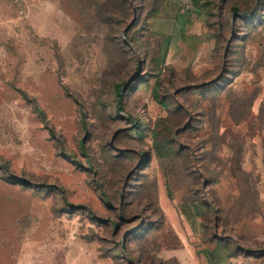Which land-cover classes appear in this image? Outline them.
<instances>
[{
	"label": "rangeland",
	"instance_id": "rangeland-1",
	"mask_svg": "<svg viewBox=\"0 0 264 264\" xmlns=\"http://www.w3.org/2000/svg\"><path fill=\"white\" fill-rule=\"evenodd\" d=\"M201 1L215 49L163 0H0V264H264V0Z\"/></svg>",
	"mask_w": 264,
	"mask_h": 264
},
{
	"label": "crops",
	"instance_id": "crops-1",
	"mask_svg": "<svg viewBox=\"0 0 264 264\" xmlns=\"http://www.w3.org/2000/svg\"><path fill=\"white\" fill-rule=\"evenodd\" d=\"M164 3L162 5V9L165 11L164 14H159L161 16L154 18L150 21L152 28L160 36V38L169 39L172 36L176 34V32H179L181 35V23L184 24L183 31L186 33L187 38L192 40L193 46H204L205 43L209 47H213L212 49H215L216 40H214V37L212 33H208V36L206 37L207 31L205 30V22L204 20L195 12L190 13L186 15L185 21L181 19V6L182 3H188L189 0H163ZM228 0H222L223 5L227 3ZM203 1L201 0H192L190 3L191 8L195 9L198 5H201ZM189 5V4H186ZM182 20V22L180 21ZM200 24V26H199ZM183 34V32H182ZM182 37V35H181ZM182 39H184L182 37ZM177 259V258H176ZM179 264H185V261L178 260Z\"/></svg>",
	"mask_w": 264,
	"mask_h": 264
},
{
	"label": "water",
	"instance_id": "water-1",
	"mask_svg": "<svg viewBox=\"0 0 264 264\" xmlns=\"http://www.w3.org/2000/svg\"><path fill=\"white\" fill-rule=\"evenodd\" d=\"M235 19V18H234ZM129 29H130V27L127 29V31H129ZM231 41H232V38H231V40H230V42L228 43V46H227V50H226V52H225V58L227 57V54H228V49H229V46H230V44H231Z\"/></svg>",
	"mask_w": 264,
	"mask_h": 264
},
{
	"label": "trees",
	"instance_id": "trees-1",
	"mask_svg": "<svg viewBox=\"0 0 264 264\" xmlns=\"http://www.w3.org/2000/svg\"><path fill=\"white\" fill-rule=\"evenodd\" d=\"M233 10H235V9H233Z\"/></svg>",
	"mask_w": 264,
	"mask_h": 264
}]
</instances>
